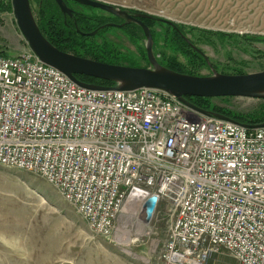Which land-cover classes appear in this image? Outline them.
<instances>
[{
    "label": "built area",
    "instance_id": "obj_1",
    "mask_svg": "<svg viewBox=\"0 0 264 264\" xmlns=\"http://www.w3.org/2000/svg\"><path fill=\"white\" fill-rule=\"evenodd\" d=\"M0 166L52 185L106 238L157 195L163 264H264V129L153 89L80 87L29 49L0 55Z\"/></svg>",
    "mask_w": 264,
    "mask_h": 264
},
{
    "label": "rangeland",
    "instance_id": "obj_2",
    "mask_svg": "<svg viewBox=\"0 0 264 264\" xmlns=\"http://www.w3.org/2000/svg\"><path fill=\"white\" fill-rule=\"evenodd\" d=\"M93 1L133 17L151 18L140 21L150 30L152 53L162 67L163 61L171 58L190 70L187 55L169 48L167 37L177 31L189 45L187 48L199 56L201 66L195 71L198 77L264 71V0ZM30 3L37 25L45 26L46 18L40 15L38 1L30 0ZM65 3L73 12L79 36L96 37L99 42L106 40L124 59L122 66L135 63L153 68L141 26L71 0ZM62 15L65 20L73 18ZM77 18H87L92 23L97 18H108V23L102 22L99 28L86 33L78 28ZM113 24L123 27H108ZM132 24L140 27L141 32H125L124 28ZM104 29V33L98 34ZM180 40L176 41L183 46ZM28 50L17 26L12 0H0V52L7 57H18ZM222 99H213L211 103L264 117V99ZM163 209L164 205L159 207L150 224L144 222L140 209H124L115 224V234L106 238L93 232L76 208L52 185L34 174L0 166V264H163L160 253L169 229V217ZM219 261L236 264L225 252Z\"/></svg>",
    "mask_w": 264,
    "mask_h": 264
},
{
    "label": "water",
    "instance_id": "obj_3",
    "mask_svg": "<svg viewBox=\"0 0 264 264\" xmlns=\"http://www.w3.org/2000/svg\"><path fill=\"white\" fill-rule=\"evenodd\" d=\"M62 14L73 17V12L65 0H53ZM75 3L98 9L111 15L124 17L128 22L141 26L148 40V58L153 66L150 68H133L110 65L93 60L80 58L55 48L42 34L37 25L30 0H12L17 26L24 37L29 49L39 61L52 67L68 77L80 87L96 91L131 92L139 89H153L177 98L189 109L206 117L227 121L248 130L264 129V123L258 125H242L225 116L204 111L192 105L187 98H246L264 99V71L247 75L214 74L209 77H196L179 74L160 66L152 53V36L149 28L140 19H151L143 15L130 16L126 12L115 10L113 7L93 0H71ZM170 24V23H169ZM171 25V24H170ZM122 28V26H118ZM96 33V32H95ZM92 33L90 35H95ZM76 75H82L101 81L115 83L116 87L107 88L80 83ZM159 197L153 195L143 204L144 222L150 224L157 208Z\"/></svg>",
    "mask_w": 264,
    "mask_h": 264
},
{
    "label": "trees",
    "instance_id": "obj_4",
    "mask_svg": "<svg viewBox=\"0 0 264 264\" xmlns=\"http://www.w3.org/2000/svg\"><path fill=\"white\" fill-rule=\"evenodd\" d=\"M39 3V6L41 7L40 15L43 17L46 22L43 21L45 26L40 25L39 28L42 32V34L46 37V39L58 50L80 57L85 58L89 60H93L100 63L110 64V65H119L122 66L124 64L121 63V60H124L121 58L122 56L113 50L112 45L110 43H107L106 40L104 41H96V37L92 39L83 38L79 36L76 33V29L74 26L73 21L71 20H65L63 15L60 12V9L58 8L57 4L53 0H37ZM81 17V16H80ZM84 17V16H82ZM85 18V17H84ZM108 19V18H107ZM106 18H97L93 23L88 22L86 19H80L78 20V28L82 31H86V33L92 32L91 30H94V27H100V23H108V20ZM97 24V26H96ZM110 27V26H108ZM107 29V28H106ZM106 29L101 30L98 32V34H102L106 31ZM125 32H131L140 33L141 28L137 25H130L127 28H124ZM176 34L175 37H179L181 40V43L183 46L179 45V42L176 41L178 39H174L173 35H169L167 37L169 41V48H176V50L181 51V53H184L187 55L190 65V70L186 69L188 66H184L177 62L175 59L166 58L163 61V66L171 71H174L179 74L189 75V76H196L195 71L196 68L198 69L201 66V63L197 60L199 59V56L194 55V52H192L190 49L187 48L189 46L180 36V34L175 31ZM171 42V43H170ZM175 45V46H174ZM188 49V50H187ZM0 55L6 56L3 52H0ZM146 59V57H144ZM133 62V60H131ZM147 61V59H146ZM196 61V63H194ZM131 62V63H132ZM148 63V61H147ZM149 64V63H148ZM128 67L133 68H145L138 64H129ZM188 70V71H187ZM237 75H245L244 73H238ZM76 79L83 84L87 85H95V86H101V87H107V88H113L116 87L115 83L106 82L97 80L94 78L82 76V75H76ZM231 98H224L222 100H229ZM187 100L194 106H196L199 109H202L204 111L212 112L215 114H219L222 116H225L239 124L242 125H258L264 123V117H258L257 115L253 114H247V113H240L235 112L230 109L221 108L218 106H214L211 101L213 99H206V98H187Z\"/></svg>",
    "mask_w": 264,
    "mask_h": 264
},
{
    "label": "flooded vegetation",
    "instance_id": "obj_5",
    "mask_svg": "<svg viewBox=\"0 0 264 264\" xmlns=\"http://www.w3.org/2000/svg\"><path fill=\"white\" fill-rule=\"evenodd\" d=\"M72 21H73V23L75 22V18L73 17L72 19H71ZM75 25H76V23H74ZM110 27L111 26H113V27H118V26H116L115 24H113V25H109ZM101 31V30H100Z\"/></svg>",
    "mask_w": 264,
    "mask_h": 264
}]
</instances>
